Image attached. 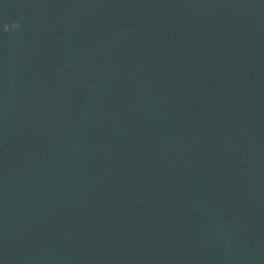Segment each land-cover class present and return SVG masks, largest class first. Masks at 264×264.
<instances>
[{
    "label": "water",
    "instance_id": "95a60500",
    "mask_svg": "<svg viewBox=\"0 0 264 264\" xmlns=\"http://www.w3.org/2000/svg\"><path fill=\"white\" fill-rule=\"evenodd\" d=\"M0 264H264V0H0Z\"/></svg>",
    "mask_w": 264,
    "mask_h": 264
}]
</instances>
